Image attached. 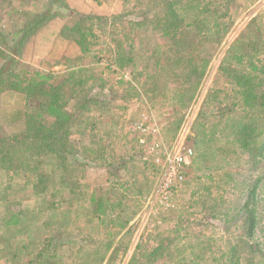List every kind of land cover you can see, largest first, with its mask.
<instances>
[{"label": "rangeland", "instance_id": "374dc122", "mask_svg": "<svg viewBox=\"0 0 264 264\" xmlns=\"http://www.w3.org/2000/svg\"><path fill=\"white\" fill-rule=\"evenodd\" d=\"M50 7L56 15L33 31L14 70L54 75L73 117L58 141L32 137L0 162V264H224L238 243L243 264L255 262L240 213L251 165L230 144L232 123L247 116L223 66L253 73L256 63L264 92V47L254 46L264 0H183L187 22L204 19L185 49L164 34L165 0H0V28L13 43ZM64 26L73 28L64 35ZM9 55L0 45V66ZM183 59L201 79L185 80ZM37 91H0L1 136L26 131L29 113L57 130L38 117ZM181 158L184 179L165 193ZM260 193L264 241V183ZM8 210L20 224L7 225Z\"/></svg>", "mask_w": 264, "mask_h": 264}, {"label": "trees", "instance_id": "16d2710c", "mask_svg": "<svg viewBox=\"0 0 264 264\" xmlns=\"http://www.w3.org/2000/svg\"><path fill=\"white\" fill-rule=\"evenodd\" d=\"M182 1L183 0H165L167 8L165 15L162 17V19L164 18L162 21L164 23L163 25L161 24L162 29L165 31L164 34L172 36L173 42L179 47L178 49H185L191 33L199 27L202 29V24H204V19L198 16V14L192 22H187L184 13H181L177 9V6L180 5ZM55 15L56 14L52 11V7H50L40 16V18L29 19L32 23L25 24V26L22 27L25 31L22 35L17 34L18 37L14 36V39H17L13 43H10L9 34L5 33L0 28V45H2L5 50L8 49L10 52L7 60H5L0 66V91L9 88L20 92H29L32 89L38 90L37 92L43 96L42 101L38 102L39 107L42 108V112L37 113L38 117L43 115L51 116L54 118V127L59 126L56 131H50V129H45L43 123H34V116L36 115H32V113L27 114V116L31 118L29 119L30 123L29 126H27L26 131H22L21 133L12 136L0 135V162L3 165L6 164V161L12 158L10 155L16 152L18 147V150H20L23 149L25 145L31 144L30 139L32 137H34L33 142H46L50 139L53 140L54 138L58 141L60 138L56 135L57 132L63 129L73 117V114L67 109L65 102L63 101V95L58 90L63 84L61 82L59 84L54 83V81L58 82L57 80H53L55 79L54 75L37 70L30 72L25 68L14 70L19 62L17 57L20 56L21 47L30 39L31 34L36 28L44 25L47 20ZM185 20L186 22H184ZM220 25V23L216 22L214 27H219ZM72 28L64 26L61 33L66 35L68 33L67 31L70 32ZM201 31L202 30H200V32ZM261 39L262 38H258L257 41L254 42L257 51L258 49L260 50V48H258L259 46L264 47V39ZM237 42L243 44V46L246 44L242 38L238 39ZM249 45L246 47H249ZM246 56V51H243L240 54H235L234 57L240 64L244 61ZM128 59L133 60L131 58ZM182 63L185 66L183 68V76L187 82L192 81V78L194 77H198L197 80L201 79L203 73V71H200L201 69L199 70L198 67L194 66L190 60L186 61V59H183ZM250 64L253 73L252 71L251 73L243 70L239 71L237 68L232 67V65L226 67L223 66V68L228 73L227 76L232 77V82L238 88V92L242 96V108L246 112L245 116H247L242 121H234L232 123L231 130L234 137L230 140V144L233 147L236 146V148H239L248 154V162L251 165L249 171V178L251 180L243 203L240 206V213H242L244 217L243 223L246 236V239L242 241L249 245L255 258H258L255 262L252 261L251 264H264V241L260 240V231H258L261 225L260 204L262 202V197L260 190L261 184L264 183V115L257 114L260 112V109L264 110V92L258 91L257 89V87L263 82L262 77L257 73L254 74V71L259 70V67L256 63ZM47 145L50 144L47 143L46 146ZM29 148H33L32 145H29ZM258 166H260L259 170L255 171ZM93 200L95 207L98 205V208L94 210V212L99 214V216H102L105 210L101 205L102 203L98 202L96 197H93ZM20 214L21 213L19 212L8 210L7 216L9 218L6 219L7 225L13 227L20 224L22 221ZM238 246H240V243L232 246L230 250V262L227 260L224 264H243V258L237 254ZM159 249L160 248H154L152 251L153 256ZM222 257H225V254H223ZM149 264L153 263L149 262Z\"/></svg>", "mask_w": 264, "mask_h": 264}, {"label": "built area", "instance_id": "2783aa9c", "mask_svg": "<svg viewBox=\"0 0 264 264\" xmlns=\"http://www.w3.org/2000/svg\"><path fill=\"white\" fill-rule=\"evenodd\" d=\"M190 153L191 151H189L188 154ZM186 163H188V161L187 160L183 161L182 158L178 160V164L176 165L177 166L176 170H174L173 173L172 172L169 173V176L167 177V184L164 186L162 191H164L165 193L169 192L172 185H174L177 181H182L184 179V171L182 170L183 168L182 164H186Z\"/></svg>", "mask_w": 264, "mask_h": 264}]
</instances>
